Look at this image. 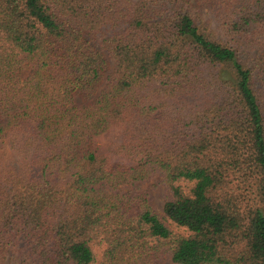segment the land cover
<instances>
[{
	"label": "trees",
	"instance_id": "obj_1",
	"mask_svg": "<svg viewBox=\"0 0 264 264\" xmlns=\"http://www.w3.org/2000/svg\"><path fill=\"white\" fill-rule=\"evenodd\" d=\"M202 2L218 31L189 0H0V264H264V0Z\"/></svg>",
	"mask_w": 264,
	"mask_h": 264
},
{
	"label": "rangeland",
	"instance_id": "obj_2",
	"mask_svg": "<svg viewBox=\"0 0 264 264\" xmlns=\"http://www.w3.org/2000/svg\"><path fill=\"white\" fill-rule=\"evenodd\" d=\"M189 1H191L194 5L199 6L201 15L203 16L205 21L209 23L212 29H216L218 31L217 26L219 25V23L215 21V19L218 18L217 15L213 13V10L207 4H204L202 2L203 0H189ZM262 37L264 38V35ZM110 66L113 67L112 62L110 63ZM117 134L118 132L115 130L109 133L108 135H106L105 137H103L101 139L102 148H110L117 145L116 144L117 136H118ZM159 179L160 177L158 175H154L148 181L139 184L135 189H133V191L134 193H136V195H140L144 192H147L149 197V202L153 210L160 218H162L164 224L173 232L186 235V231L184 229L176 226L163 214L162 211L163 205L167 200L170 199L171 193L167 189V187L158 183ZM92 250L93 253L95 254V260L96 262H98L101 254V249L99 247L96 246L94 247V245H92ZM161 264H172V263L168 257H165L161 261Z\"/></svg>",
	"mask_w": 264,
	"mask_h": 264
}]
</instances>
